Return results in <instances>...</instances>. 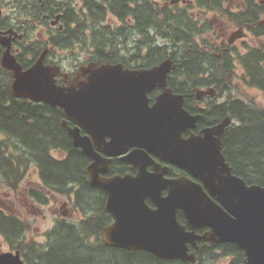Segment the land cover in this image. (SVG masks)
Masks as SVG:
<instances>
[{
  "label": "trees",
  "instance_id": "trees-1",
  "mask_svg": "<svg viewBox=\"0 0 264 264\" xmlns=\"http://www.w3.org/2000/svg\"><path fill=\"white\" fill-rule=\"evenodd\" d=\"M196 1L200 7L221 5V0ZM246 1L245 11H204L202 18L191 15L185 7L160 0H0V5L8 6V27L24 33L22 43L43 26L47 37L51 36L48 22L60 14L63 28L53 39L58 43L62 39L63 45L73 38L85 41L98 62L149 68L171 58L174 67L168 73V85L185 96L187 109L200 112V124L208 118L216 121L227 112L237 119L238 123L222 135V152L233 165L234 173L248 183L264 186V105L245 88L264 93V24L258 23L264 18V4ZM227 24H247L254 36L261 37L253 44L243 40V50L233 44L224 52L225 45H218V33L226 31ZM254 24L256 28L252 27ZM10 73L0 68V179L17 191L33 164L41 188H29L30 197L44 203L48 200L46 190L66 195L73 190V204L86 216L79 222L54 225L46 233V244H34L22 253L26 263L191 264L160 259L149 252L114 248L101 240L88 242L90 235H98L99 229L110 221L104 209L105 193L86 183L84 162L88 156L71 145L70 136L60 123L61 109L10 93ZM238 82L243 86L237 87ZM210 86L217 90L216 96L222 95L226 87L238 94L230 101V109L226 103L217 105L213 97L207 98L206 107L196 106L194 90ZM155 92L150 93L151 98ZM59 148L67 152L61 159L52 153ZM29 229L18 215L0 208V233L11 248L19 249L14 240L25 239ZM226 247L232 256L231 264H243L241 249L232 243Z\"/></svg>",
  "mask_w": 264,
  "mask_h": 264
},
{
  "label": "water",
  "instance_id": "water-1",
  "mask_svg": "<svg viewBox=\"0 0 264 264\" xmlns=\"http://www.w3.org/2000/svg\"><path fill=\"white\" fill-rule=\"evenodd\" d=\"M241 36L242 27L229 41ZM16 37L21 35L12 28L0 31L1 66L13 75L9 91L17 98L62 109V124L73 145L91 158L86 166L89 185L106 194L104 209L113 222L101 231L105 243L142 249L163 259L194 261L187 245L195 246L194 229L203 225L211 227L205 239L235 242L244 250L246 264H264V186L246 184L226 162L221 135L232 122L229 115L205 127L203 135L180 137L195 126L197 115H190L182 106V95L173 94L167 86L171 58L149 68L91 63L83 68L90 72L85 81L77 87H61L54 79L58 67L44 65L42 57L26 69L21 67L10 53ZM155 86L162 91L149 105L148 93ZM196 93L201 98L214 94V89H197ZM150 153L181 166L198 181L166 177L168 167L154 161ZM116 155L136 169L135 175H103ZM179 208L191 231L178 221ZM0 264L24 261L18 251H2Z\"/></svg>",
  "mask_w": 264,
  "mask_h": 264
},
{
  "label": "flooded vegetation",
  "instance_id": "flooded-vegetation-1",
  "mask_svg": "<svg viewBox=\"0 0 264 264\" xmlns=\"http://www.w3.org/2000/svg\"><path fill=\"white\" fill-rule=\"evenodd\" d=\"M160 1L165 2V3H169L170 5H175L177 7H185L186 9H188V12L191 15H194V14L202 15V13L204 11L221 10V11H226L228 13H234V12L245 11L247 9V1L246 0H221V5H213V6H209V7L198 6L196 0H160ZM253 1L259 5L264 4V0H253ZM7 7L8 6H6V8H4V6L0 5V8L3 11V15L0 19V31H5V29L8 28V21L6 18ZM59 20H60V16H59V19L55 23H51L52 20L50 22H48V28L50 30H52V32H51V36H49L47 38L42 36L45 33V27L43 26L40 29V31H41L40 36L37 38H33L32 40L26 39V41L24 43L20 42V40H18V39L13 40L11 43V46H10V51H11L10 53L12 55H14L16 61L21 65V67L23 69L28 68L39 57H42V63L44 65L51 66V68L58 67V70L56 71V74L54 76L55 83L58 86L69 87V86L75 85L77 87V83L80 81H85L87 79L88 75L90 74V72L88 70L87 71L83 70L84 67L88 66L91 63H94V64H96V66H99L100 64H103L106 62H103V63L98 62L96 60V58L94 57V55L92 54L91 47L85 41H81V40H78L77 38H73L67 45H63V44H61L63 41L62 39H61V43H58L57 39H53V36L57 33V31L62 30V28H63V26H62V24H60ZM258 23L264 24L263 21H258ZM240 27H242V36L241 37H235L230 42L229 38L231 37L232 33L234 31H236L237 29H239ZM252 27L256 28V25L254 24V25H252ZM55 28H58V29H55ZM218 34H219L218 36L220 38L218 45L220 46L221 44H224L225 46L223 47V51L225 52V51L229 50V47L231 45L235 44L242 37L245 36V38H247L248 36H252L253 32H252L251 27H249L247 24H243L241 26L236 27L235 29H232L231 31L226 30V31L220 32ZM3 49L4 48L2 46H0V59H1V52L3 51ZM22 62L26 63V65H23ZM0 68H3L6 70V68L1 66V61H0ZM8 71H10V70H8ZM10 74H11V81H12V79H13L12 72ZM167 79H168V77H167ZM167 86L171 89L173 94H181L182 95V98H183L182 106L184 109H186L189 112L190 115H197V119L195 121V126L187 129L186 131L181 132V134H180L181 138H189L192 135L193 136L203 135L202 130L205 127H210V126L222 121V119L227 115H229L231 117L232 122L227 127H225L224 132L226 131V129L228 127H230L232 125L235 126V124L238 123L237 119L235 117H232L227 112L224 115H220L216 119V121H214L213 118H208L203 123L200 124L198 122V120L200 118V112L191 111V110L187 109L184 105L185 104V96L182 93L175 92L172 89V87L168 85V80H167ZM210 87H212V86H210ZM210 87L201 88V89L206 90ZM197 89L198 88H196L194 90V97L193 98L196 102H198L196 104V106L200 107V108L206 107V104H207L206 100L208 97H213L212 100H214L217 105L221 104V103H226V107L228 109H230L232 106L230 104V101L232 99H235L234 95H238L236 92H234L233 90H230V89H228V87H226L224 89V93L222 95L216 96L217 90H215L213 88L214 94H205L201 98H198L197 93H196ZM155 90H156V92L154 93L153 98H151L150 93L155 91ZM161 91H162V88L155 86L148 93V96L150 98L149 99V105H152L155 95H157V93H160ZM191 96H192V94L190 93V97ZM241 97L244 100V102L246 103V99L243 96H241ZM53 108H59V107H53ZM59 109H61V108H59ZM61 112H62V109H61ZM63 118L64 117H63V113H62L60 123L66 129V127L62 124ZM68 125L73 126L74 123L72 121H68ZM66 131H67V129H66ZM81 132L85 133V131H83L82 129H81ZM223 133H222V135H223ZM222 135H221V141H222ZM70 143H71V145H73L71 137H70ZM77 148L80 149V147H77ZM130 150H132L131 147L128 149V152ZM80 151H81V149H80ZM52 153L55 157L60 158V159L63 158L65 155H67V152L61 148L54 149L52 151ZM101 154L103 156H105V154H103V153H101ZM150 155L154 161L160 162L162 165H166L168 167L166 177L176 178L178 176H187L188 178H190L194 181H198L186 169L182 168L181 166H179L175 163L168 162L164 159H160L151 153H150ZM88 157H87L86 161L84 162V173H85V177H86L85 178L86 183L89 185L88 175L86 173V166L91 162V158L90 157L88 158ZM111 158H112V160H111V164H110V169L107 173L103 174L104 176H111V175H115V174L135 175L136 169L131 167L130 164L121 160V155H116V156H113ZM226 162L231 167L232 173L237 175L236 173L233 172V168H234L233 165H230V163L227 161V159H226ZM147 168L149 170L152 169L151 165H148ZM237 176H239V175H237ZM239 177L245 181V179L243 177H241V176H239ZM245 183L246 184H258V183H248L246 181H245ZM259 185H261V184H259ZM38 187L41 188L40 185H38ZM90 187H93V186H90ZM28 192H29V189H28ZM166 192H167V190L163 191L164 194H166ZM46 193L48 196V200H46V202H44V203H41L40 205L43 207H46L47 209H50V207L53 208L51 228L54 227V225H57L59 222H65V223L71 224L72 222H79L80 220L86 218V216H84L78 210V208L73 204V201H74V191L73 190L69 193V195L62 194V193L56 192L54 190H46ZM213 199L216 201V199L214 197H213ZM105 200H106V194H105ZM146 201L150 206H154L152 204V202H150L149 200H146ZM216 203L219 204L218 201H216ZM104 204H105V201H104ZM222 208L224 211H227V209L224 206H222ZM216 210H220V209L216 208ZM77 214H78V219L76 220ZM178 214L180 215V219L178 218ZM176 217L181 224L185 225L186 230L191 231L190 226L187 224V218H186L185 214L183 213L182 209L179 208L177 210ZM112 222H113V219L110 216V221L105 226L110 225ZM105 226H103L99 229L98 235H96V236L90 235L88 238V242L89 243H93V242L97 243V242H99L98 240H101L105 243V241L102 239V236H101V231ZM51 228H49L47 231L44 232L42 241L41 240L35 241L31 235L28 236L25 234V239H23V240L22 239H15L14 240L15 242H17L16 246L20 250L16 249L15 247L11 248L8 245L10 249L4 250V251H11V252L18 251L22 260L24 261V264H27L22 253L27 252L30 249V247L34 244H38V243L46 244L49 241L48 237L46 236V233ZM210 231H211L210 226H203V225L194 229V232H195L194 234L196 236L195 246H192L190 243H188L187 246H188V253H193L195 256V259H194V261H187V262L191 263V264H214V263H216V264H231L232 256L230 253L227 252L226 244H230V243L236 244V243L232 242V241H215V242H213V241L205 239L207 236H209ZM2 236L4 238V235H2ZM52 239L54 241V236H52ZM84 241H85L84 243H87L86 239H84ZM105 244H107V243H105ZM109 246H111V245H109ZM111 247L130 251V252H136V251L148 252V251H145L142 249H136L135 250V249H125V248H121V247H117V246H111ZM46 248H48V246H46ZM238 249H240V248L238 247ZM241 251L243 253V257L241 259V262L243 264H246L244 262V259H245L244 250L241 249ZM213 255H215L214 258H210ZM219 255H221V256H219ZM157 258H160V257H157ZM160 259H163V258H160ZM172 259L181 260L178 258H172ZM164 260H168V259H164ZM181 261H185V260H181Z\"/></svg>",
  "mask_w": 264,
  "mask_h": 264
},
{
  "label": "rangeland",
  "instance_id": "rangeland-1",
  "mask_svg": "<svg viewBox=\"0 0 264 264\" xmlns=\"http://www.w3.org/2000/svg\"><path fill=\"white\" fill-rule=\"evenodd\" d=\"M199 18H202L204 15H198ZM263 16V15H262ZM259 21L264 22V18L261 17ZM238 26L231 27L230 25H226L225 29L227 31H231ZM44 37H47L46 33ZM259 36H248L247 38L242 37L236 43V49L239 48L242 41L246 42H254L257 40ZM243 50V49H242ZM237 87H242V83H237ZM249 93L257 96V100L264 104V93H261L257 89H246ZM38 175L33 166L27 169V172L20 182L17 191L8 187V184H4L0 179V208H2L6 212H10L18 215L21 219H23L28 225L29 230L25 232L26 235H31L35 241H42L44 232L47 231L52 226V212L53 208L47 209L46 207L41 206V202H38L34 198L28 195V189L31 187H36L38 185ZM78 219V214L76 216V220ZM10 249L7 241L3 238L0 233V251ZM216 264V263H214Z\"/></svg>",
  "mask_w": 264,
  "mask_h": 264
}]
</instances>
